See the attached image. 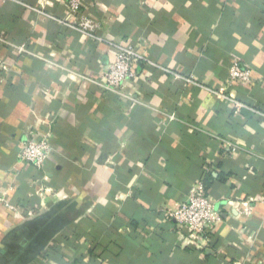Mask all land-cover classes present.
I'll return each mask as SVG.
<instances>
[{"label":"crops","instance_id":"crops-1","mask_svg":"<svg viewBox=\"0 0 264 264\" xmlns=\"http://www.w3.org/2000/svg\"><path fill=\"white\" fill-rule=\"evenodd\" d=\"M84 12L101 32L73 26L66 0H0V186L15 185L19 207L0 204V264H264V0H90ZM115 44L143 58L128 97L86 79ZM233 53L248 86L226 84ZM28 132L52 137L43 171L18 161ZM199 180L221 212L205 251L178 247L166 217Z\"/></svg>","mask_w":264,"mask_h":264},{"label":"built area","instance_id":"built-area-1","mask_svg":"<svg viewBox=\"0 0 264 264\" xmlns=\"http://www.w3.org/2000/svg\"><path fill=\"white\" fill-rule=\"evenodd\" d=\"M6 1V0H2ZM69 15L74 19L72 22L79 31L84 34L92 35L95 32H101L102 23L93 14L84 12L85 7L90 0H66ZM99 34V33H98ZM100 39V37H98ZM115 57L107 67L99 74V78H86L91 84L96 85L102 92L114 93L121 97H128L125 93L127 82L136 77L137 73L134 63L143 59L133 46L113 45ZM19 52L25 53L23 46L15 47ZM34 55V54H33ZM228 66V78L226 84H236L248 86L252 83V70L242 61V58L233 53ZM8 67L0 61V70L6 71ZM224 87L215 92L216 96L228 98L233 104L235 110L242 106L234 96H226ZM170 119L174 114H168ZM196 129V127H193ZM236 150L235 145H230ZM52 137L42 134L39 136L31 132L26 134L25 140L18 152V161L24 164L32 165L37 170L43 171L46 162L50 159L52 153ZM15 185L6 187L0 186V204L12 211H17L19 207L11 202L10 193L14 191ZM244 211L249 213L248 202H244ZM28 214L33 210L28 209ZM166 217L175 222L178 227L177 246L189 248L198 251H205L214 246V237L216 235V226L221 221V212L212 201L208 194V189L203 180L194 183L188 192L185 200L166 212Z\"/></svg>","mask_w":264,"mask_h":264}]
</instances>
